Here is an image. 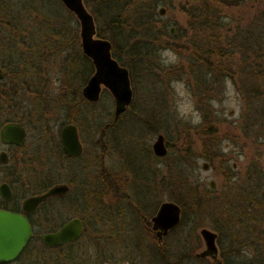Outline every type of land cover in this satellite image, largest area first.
Returning <instances> with one entry per match:
<instances>
[{
  "label": "rangeland",
  "instance_id": "374dc122",
  "mask_svg": "<svg viewBox=\"0 0 264 264\" xmlns=\"http://www.w3.org/2000/svg\"><path fill=\"white\" fill-rule=\"evenodd\" d=\"M25 1L32 4L37 3V7L29 16H22L25 17L23 22L26 30L20 31L23 36H27V42L23 44L18 42L19 49L22 51L19 57H27V59L37 61L33 66L27 68L23 77L24 79L30 77L41 78L50 93L54 95L57 92V87L62 83L63 76L67 74L66 69H63L65 66L63 65L64 56L67 50H58L55 53L54 47L50 46V43L55 39L51 40L52 38H50L45 44V38L51 36L63 39L64 35L62 33L56 34V31L60 30L61 26L70 27L76 36L75 40H72L73 45L68 48V52L72 50V47L81 49L78 36L80 23L77 16L71 10H68L60 0H14L17 3L18 10L23 11L20 4ZM148 1H150L149 3H152L151 1L156 3L154 18L160 20V22H168L169 34H171L169 27L173 25L174 32L171 34L173 36H165L152 42H150L151 39L148 35L144 37L143 50L145 53H143V56L145 60L141 68H138L133 72V76H130L133 89L130 109L133 111L124 112L116 125L105 129H103L104 127L95 126L91 120L86 121V124H78L84 151L79 159L71 161L74 169L70 170L66 161L64 163L60 162L50 148L44 147V142L37 134V129L27 116V110L32 105L31 101L24 99L23 102L20 101L16 108L26 121L27 136L24 150L27 151L28 158L24 162L21 159V155L24 154L23 151L6 147L10 155V165L16 163L24 170L21 177L24 181L31 179L32 175H36L35 178L38 179L39 176L42 177L45 174L48 176L49 173L51 175L53 173L60 174V177L64 173L65 178L69 175L75 176L76 181L72 189L80 191L79 195L83 193L84 196H87V191L96 187L103 191L102 199L108 204V208L103 213L104 225L99 228L97 235L104 236V239H102L106 240L109 239V230L115 229L116 231L111 233V243L100 239V246L96 242L92 244L90 251L87 253L90 255L99 254V251L105 254L111 251L114 245L113 242H119L116 236L118 225L125 226L120 228L123 233H119L121 235L119 238L124 241L126 239L132 240L129 238L130 230L133 229V226H137V224H132V217H129V211L131 212L133 205H136L140 210V225L133 234L134 241L132 240L130 246L135 245L136 248L140 246L143 250L157 253L156 235L153 231H149L146 227L148 224L145 221L142 224V221L144 218L145 220L150 219L161 201L173 199L171 196L175 195L173 192L177 191L173 180L176 173L175 168L179 163H183L186 170H188L190 180L214 190L211 196L226 200V192L232 190L228 186L226 178L223 177V164H229L232 167L235 176L231 180L238 179L234 183H229V185H236L237 187L242 182L241 179L244 178L245 168L251 152H253V139L258 134V142H261L259 143L260 147L264 149V129L261 127L259 120L256 119V115H253L252 119L249 114L247 121L250 123L256 120L254 125L251 126L253 136L246 137L241 131L240 126L243 123L242 109L245 103L242 95L237 91L235 83H233L234 79L230 76L221 78L217 71L211 70L210 61L205 66L201 62L192 61L191 63L189 61L191 55L184 45L188 44L186 36L190 31L183 30V27L187 26L188 16L183 14L178 6V3L183 0H173L174 5L171 7L162 3V0ZM84 4L87 10L94 15L96 26H102L106 30L105 20L94 14V0H84ZM160 6H164L166 9L163 15L158 12ZM260 8V0H238V3L233 4L224 11L221 20L226 25L223 26L227 28L243 25L244 22H251L255 19L254 15ZM180 32L185 35L178 36ZM200 37L201 35L196 36L197 39ZM43 41L44 44H41ZM237 54L235 52L236 57L234 60L237 58ZM7 61L6 52L0 45V65L1 62L6 63ZM159 66L164 69H159ZM177 71L178 74L176 75ZM15 72L18 74V71L15 70ZM85 73H87L86 68ZM214 78H219L220 82L219 80L215 81ZM71 79L74 83H79L81 80L79 71L76 78L71 76ZM11 80L14 83L21 82L19 76ZM3 81L7 87H10L8 78H4ZM205 83L208 85L207 90L206 86L203 87ZM19 86L23 91V83H19ZM216 86L219 87L220 93L218 96H213L212 93L217 89L212 91V87ZM14 93L16 94V92ZM23 96L26 95H20V97ZM49 101L51 102V99ZM100 101L106 109L110 108L111 111L109 117L101 118V122L105 126L106 122L113 119L114 111V98L106 87H102ZM256 107L258 108V105ZM51 109L54 110V107H51ZM206 112L216 115L214 122H211L217 127L215 133H212L211 125L204 128L205 131L198 127L203 114ZM96 113L99 114V110ZM47 114L54 115V111H48ZM194 121L198 122L194 123ZM60 126V122L55 120L54 132L58 138ZM157 133H162L165 140L169 141L167 154L163 157H157L152 151V142ZM206 154L208 157H206ZM35 155L47 156L51 159V162L45 165L46 167L41 168V162L34 158ZM216 155H218L216 161L214 163L210 162L209 156L216 157ZM193 161L194 167L192 168L190 165ZM204 161L208 162L207 169L202 167ZM262 161L264 165V156ZM49 165L52 166L51 169L48 167ZM45 168L50 169V171L46 173ZM3 174L4 171L2 172L0 169V176ZM100 174H104L107 179L99 176ZM211 179L215 183L214 189L210 188L209 185ZM34 181L36 182V180ZM262 190L264 208V187ZM80 198L86 200L82 196ZM129 199H133V205L130 204L127 211L124 210V204L125 200ZM232 210L237 213V209L232 208ZM228 211L227 205H224L221 211L217 212V215L203 217L201 224L196 227L195 218L197 215L187 209L182 216L181 223L165 236L163 244L160 246V251L164 253L166 250L170 256H173L172 262H166L163 259L164 261H161L160 264H213L210 258L203 261H188L182 258L184 257L183 253L188 250L200 249L203 246V241L198 235L200 226L218 230L216 225L219 222H215V218L218 216L226 222L225 226H220V231H217L220 240L218 242L219 247L225 253L226 258L232 260V263L246 261L252 257L264 260V212L258 213L255 228L248 233L243 226L244 224H236L234 218L237 214L229 215ZM40 212H42L41 215L46 214L48 216L56 214L53 211L44 212L43 209ZM82 212L85 216L91 214L87 210ZM143 212H145V215ZM62 215H65V213H62ZM194 227H196V230H194ZM114 247L118 252L115 257L116 264H128L125 262L128 259L125 258L135 259L141 264H157L155 256L149 259V255L139 252L140 250L135 249V247ZM246 252L251 253L250 258L245 254ZM21 259L27 264L30 262L29 250H26Z\"/></svg>",
  "mask_w": 264,
  "mask_h": 264
},
{
  "label": "trees",
  "instance_id": "16d2710c",
  "mask_svg": "<svg viewBox=\"0 0 264 264\" xmlns=\"http://www.w3.org/2000/svg\"><path fill=\"white\" fill-rule=\"evenodd\" d=\"M94 2L95 16H101L107 26V29L104 30L102 26H96L95 23L96 34L110 41L112 56L121 66L129 71L130 76H133V72L141 68L145 60L143 56V53H145L143 43L146 35L150 37V42L162 39L165 36H173L168 32L167 21L160 22V20L154 18L155 1L149 3L150 1L148 0H94ZM162 3L168 7L174 5L173 0H162ZM235 3H238V0H183L178 3V6L183 11V14L188 16L187 26L185 28L183 27V30L185 29L186 32L187 30L191 32L186 36L188 44L184 45L192 58L189 57V61L191 63L192 61L196 63L201 62L203 66L210 61L212 65L211 70L214 72L217 71L221 78L230 76L234 79L233 83H235V87L240 95H242L245 103L242 109L243 123L240 126L241 131L246 137H252L254 133L251 126L254 125L256 120L248 123L249 114L252 119L253 115H256V119L259 120L261 127L264 129V0H260L261 8L255 13L254 20L244 22L243 25L225 28L223 25H226V23L221 20L224 11ZM36 4L25 1L23 4H20L23 7V11H20L14 0H0V45L6 52L8 58L6 63L1 62L3 76L0 79V125L8 120H19L26 124L25 119L18 113L16 107L20 101L23 102L24 99L30 100L32 105L27 110L28 118L37 129V134L44 142V147L50 148L55 157L64 163V161H67V157L62 150L59 138L54 132L55 120L59 121L60 124L73 121L77 125L86 124V121L91 120L95 126L104 127L103 129L113 127L117 121L112 119L103 126L104 123L101 122V118L109 117L111 111L110 108L106 109L100 101L101 92L96 100H89L81 93V86L87 82L89 76L94 71V65L92 59L82 50L80 28L78 36L81 49H76L77 47L75 46L76 48L72 47V50L68 52V48H71L76 36L70 27L61 26L60 30L56 31V34L62 33L65 36H63V39L53 38L51 36L45 38V44L50 38H52L51 40L55 39L53 40L54 44L53 41L52 43L49 42L51 44L50 46L52 48L54 47L55 53L58 50L65 49L68 52L64 56L63 64L65 65L63 69H66L67 74L63 76L62 83L57 87L56 94L52 95L44 81L39 77L24 79L23 75L26 74L27 68L33 66L37 60L19 57L22 51L19 49L18 42L21 44L27 42V36H23L20 31L26 30L25 23L23 22L25 17L22 16L32 14L36 10ZM92 16L95 22L94 15L92 14ZM183 32H180L178 36L185 35ZM198 35H201L199 39L196 38ZM41 44H44V41ZM235 52L238 54L234 60L236 57L234 55ZM85 68L87 69V73H85ZM159 69L164 68L159 66ZM15 70L18 71V74H16ZM78 71L81 80L79 83H74L71 76L76 78ZM175 74L177 75L178 71ZM17 76L20 77L21 82L19 83H23V91L19 83H14L11 80ZM4 78L9 79L10 87H7L6 83H4ZM214 80H219V78H214ZM201 83L203 84V82ZM205 86L207 90L208 85L206 83L203 87ZM19 91L21 92L19 93ZM212 91H214L212 93L213 96H218L220 93L218 86L212 87ZM21 94H25L26 96L20 97ZM50 99L51 102L49 101ZM130 105L131 103L126 105L124 112L129 110L133 111L130 109ZM256 105H258V108ZM51 107H54V110ZM97 110H99V114L96 113ZM48 111H54V115H48ZM206 113L203 114L202 121L198 124V127L202 131H205L204 128L211 125L212 133H215L217 127L211 122H214L216 115ZM258 135L253 139V152H251L245 168L244 178L241 179L242 182L237 187L236 185H229V183H234L238 179L231 180L235 176L232 167L229 164H223V177L226 178L227 184L232 190L226 192V200H223L221 197L211 196L214 190H210L208 187L190 180V174L183 163H179L176 166L173 184L176 185L177 191L173 192L175 194L171 196L173 199L168 200H174L180 205L182 213L180 223L187 209H190L197 215L195 224L198 227L203 217L215 216L218 214L217 212L221 211L224 205H227L229 210L227 213L229 215L237 214L236 218H234L236 224H244L243 226L247 229L246 232L248 233L253 231L258 213L264 212L262 196V188L264 187V165L262 161L264 149L260 147L259 143L261 142H258ZM165 141L168 146L169 141ZM24 146L25 143L17 147V149L23 151L24 154L21 155V159L25 162L28 156L26 155L27 151L24 150ZM206 157H208L207 154ZM217 157L218 155L216 157L209 156L210 162L214 163ZM34 158L40 160L41 168L51 162V159L47 156L35 155ZM193 163L194 161L190 165L192 168L194 167ZM48 167L50 169L52 168L51 165ZM50 169H46V173ZM18 173L22 177L24 170L20 169ZM45 175L40 176L39 181L22 188L17 193V196L22 197L29 192L44 190L57 179L55 176L51 177L50 173L44 177ZM99 176L107 179L104 174H100ZM229 180L230 182H228ZM129 201L133 205V199H129ZM232 208L237 209V213H234ZM139 211L136 205H133L131 212L129 211V217H132V224H137V226H133V229L130 230L131 234L129 238L133 241V234L139 225L136 219L137 212L139 213ZM143 214L145 215V212ZM104 220L103 216H101L100 220L96 218L97 223L93 226L98 229L93 234V239H102L104 237L97 235L99 228L104 225ZM215 222H219L216 225L217 231H220V226H225L226 224L225 220L222 221L220 216L215 218ZM89 224H86V232L93 229L91 228L92 225ZM48 227L49 225L44 224L45 229ZM122 227L125 226L118 225V234H116L119 242L116 241L115 243L114 241V245L111 251H109L113 253L114 258L118 254L114 246H122L124 248L135 247V245L130 246L132 240L126 239L124 241L119 238L121 236L119 233H123V230L120 229ZM196 227H194V230H196ZM147 229L149 228L147 227ZM115 231V229L109 230V238H111V233ZM96 243L99 245L98 241ZM135 249H139V252L149 255V259L155 256V262L157 264H160L164 260L171 263V259H173V256H170L166 250L163 255H159V252L151 253L148 250H143L140 246L135 247ZM101 254V251H99V254L96 253V255ZM129 261L132 264H141L135 259H129ZM214 264H264V260H258L256 257H252L246 261L242 260L232 263V260L226 258L223 252L221 259L218 262H214Z\"/></svg>",
  "mask_w": 264,
  "mask_h": 264
},
{
  "label": "water",
  "instance_id": "95a60500",
  "mask_svg": "<svg viewBox=\"0 0 264 264\" xmlns=\"http://www.w3.org/2000/svg\"><path fill=\"white\" fill-rule=\"evenodd\" d=\"M61 1L66 8L77 16L80 22L82 50L92 59L94 65L93 73L82 88L83 96L89 100H96L100 95L101 88L106 87L116 102L115 114H119L131 100L128 70L112 56L110 41L96 34L93 16L87 10L84 0ZM165 11L164 6H160L158 9L160 15H163ZM173 32L174 26L171 25L170 33L173 34ZM2 76L3 71L0 67V78ZM24 137L25 127L19 121L8 120L0 127V140L4 143L20 145L23 143ZM59 140L65 153L74 156L81 153L82 144L78 136L77 126L74 123L69 122L61 126ZM152 150L154 154L160 157L167 154L168 148L162 133L156 134L152 142ZM0 160L6 161L4 151L0 152ZM202 167L207 169L208 162L204 161ZM210 185L215 188L213 179L210 180ZM66 189L65 184H55L41 193L29 195L22 200V210L30 211L48 196L61 194ZM0 194L5 198L10 196V189L5 182L0 184ZM180 217V205L174 200H163L151 217L152 228L156 230L158 238H161L170 228L174 227L179 222ZM81 229L80 218L74 216L57 230L46 231L39 236L46 244H58L76 238ZM199 232L205 241V249L200 254L214 256L217 253L216 232L208 227H201ZM32 233V225L24 213L0 208V262L15 258Z\"/></svg>",
  "mask_w": 264,
  "mask_h": 264
},
{
  "label": "flooded vegetation",
  "instance_id": "af4514ba",
  "mask_svg": "<svg viewBox=\"0 0 264 264\" xmlns=\"http://www.w3.org/2000/svg\"><path fill=\"white\" fill-rule=\"evenodd\" d=\"M169 31H170V27H169ZM80 42H81V39H80ZM0 67H1V65H0ZM1 69H2V67H1ZM128 75H129V82H130L129 85L131 88V100H132L133 89L131 86V79H130L129 71H128ZM83 86H82V88H83ZM101 90H102V88H101ZM101 90H100V92H101ZM81 93H82V89H81ZM82 95H83V93H82ZM131 100H130V102H131ZM115 106H116V102L114 100L113 120L118 121L119 118H121V114L125 111V109L116 115L115 114ZM16 121H19V120H16ZM19 122H21L25 127V137H24V141L22 144L18 145V144H14V143H4L0 140V145H1L0 152L4 151L6 153V161L2 162L0 160V167H1L0 169L2 172L4 171V174L2 176H0V184L5 182L8 186V188L10 189V196L8 198H5L4 196H2L0 194V208L24 213L32 225V232L33 233L27 239L24 247L22 248V250L19 252V254L15 258H13L11 260H7V261H1L0 264H27L23 259H21L22 255L26 252V250H29V254H30V262L28 264H116V262H117L116 258H114V255L111 252H107V254L102 252L101 255L87 254L90 251L89 250L90 246L92 244H94L96 241L99 242V240H100V238H97L96 240L92 238L93 234L98 229V228H95L93 226V225H96V223H97L96 218L100 220L101 216L104 217L103 213H105V211H107L106 209L108 208L107 207L108 204L105 203V201L102 199L103 191L99 187L88 190L87 191V194H88L87 197L84 196L83 193H82V195H79L80 191H75L72 189V186H73L74 182L76 181V178H74L75 176L73 177V175H69L67 178H65L66 176H64V173H63V176H61V177H60V174L56 175L55 173H53L52 175L50 174V176L51 177L55 176V178H57V179L55 180V182L51 183L47 188H49L55 184H65L67 186L66 191L61 193V194H54V195L48 196L46 199L41 201L34 209H32L30 211H23L22 210L21 204H22V200L25 197L32 195V194L41 193V192L45 191L47 188L44 190H40V191L29 192L22 197L17 196V193L20 192V190L22 188L28 187L32 183H35L34 180L39 181L38 179L40 177L39 176L38 179H36L35 176L32 175L31 179H26V181H24L21 179L20 173H18V171L21 169L19 167V165L17 166L16 163H12L10 165V163H9L10 155H9L6 147H13V148L17 149V147H20L26 141L27 129H26L25 123H23L22 121H19ZM69 122L74 123L77 126L78 136L80 139V131L78 129L77 123H75L73 121H67V122L60 124V125L62 126V125L69 123ZM1 125H0V127H1ZM61 126H60V128H61ZM60 128H59V130H60ZM80 142H81V140H80ZM3 147H5V148H3ZM83 151H84L83 145H82L81 153L79 155H76V156L69 155L63 151L66 154V157H67L66 164H68V167L70 168V170L74 169L72 167L73 162H71V161L79 159V157H81V155L83 154ZM157 157H160V156H157ZM75 175H77V174H75ZM209 185H210V182H209ZM210 188H212L211 185H210ZM212 189H214V188H212ZM83 192H84V190H83ZM80 196H82L83 199H86V200L85 201L82 200L80 198ZM130 204H131V202L129 200H127V201L125 200L124 210L128 211V207ZM42 209L44 210V212L48 213L49 211H53L56 214L55 215L53 214L52 216H48L46 214L41 215L42 212H40V211ZM157 209H158V207H157ZM157 209H156V211H157ZM83 210H87L88 213H91V214L89 216H85L82 212ZM62 213H65V215H62ZM97 214H98V216H97ZM147 215H148V213H147ZM153 215H151V217ZM181 215H182V213H181ZM74 216L79 217L81 222H82L81 232L76 238H74L72 240H68V241L63 242V243L51 244V245L46 244L42 241V239L39 236L41 233L46 232V231L57 230L67 220H69L70 218H72ZM151 217H150L149 221H147V219L145 220V218H144L142 221V224H144L146 222L148 224V225H146V227H148L151 231L154 232V234L156 235V241H157L156 245H155L157 252L160 253L159 255H161V254L163 255V252L160 251V246H162L165 236L180 224V220L174 227L170 228L166 234H164L161 238H158V236L156 234V230L152 228ZM136 218H137L138 224L140 225L139 213H137ZM87 223H90L89 225H92L91 228H93V229L89 230L88 232H86V224ZM44 224L49 225V227L47 229H45ZM217 224H219V223H217ZM42 226H43V228H42ZM201 227H206V226H200L198 229L200 230ZM213 231H215L217 234L216 235L217 253L214 256H212L210 254H205V255L200 254V252L205 249V241L202 238L200 232H198L199 237L203 241V246L200 249H197V248L194 249L193 248V250H191V251L188 250L186 253H183L184 257L182 259H187L188 261H191V260L203 261L206 258H210L211 261L213 262V264H214V262H218L221 259L223 252L220 250V247H219L218 242L220 240L218 239L219 238L218 232L216 230H213ZM103 239H101V240H103ZM103 241L104 242L108 241L111 243L112 239L109 238V239H106ZM168 254H169V252H168ZM125 262H127L128 264H132L129 261V259L126 260Z\"/></svg>",
  "mask_w": 264,
  "mask_h": 264
},
{
  "label": "clouds",
  "instance_id": "9594fccd",
  "mask_svg": "<svg viewBox=\"0 0 264 264\" xmlns=\"http://www.w3.org/2000/svg\"><path fill=\"white\" fill-rule=\"evenodd\" d=\"M195 122H198V121H194V123H195ZM245 254L248 255L249 258L251 257V253H250V252H246Z\"/></svg>",
  "mask_w": 264,
  "mask_h": 264
}]
</instances>
